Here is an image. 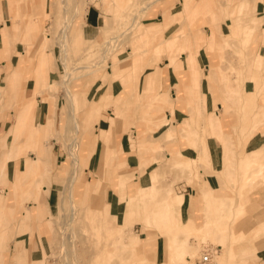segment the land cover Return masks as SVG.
I'll return each instance as SVG.
<instances>
[{
    "label": "rangeland",
    "instance_id": "374dc122",
    "mask_svg": "<svg viewBox=\"0 0 264 264\" xmlns=\"http://www.w3.org/2000/svg\"><path fill=\"white\" fill-rule=\"evenodd\" d=\"M0 1L2 2V10L6 12L5 17L8 19L6 23L10 24L8 34L11 37L10 44L7 46L11 49L0 54V65L4 63L0 66V69L2 72H7L8 68L5 64L9 63L15 72L13 83L11 85L4 84V92H0V112L4 111L6 113L5 119L0 116V131H2L0 132V156L1 152H5L6 146L9 152L10 149L15 151L17 149V145L11 143L15 136L8 138L7 144H5V141L9 133L8 126L12 122L13 110L18 111L16 104L20 91L14 90L18 80L23 75L21 90L23 91L22 97L25 96L24 98L29 96L30 92L36 91L37 88L49 90L46 92L47 94L43 93L45 96L30 93L31 99L24 100L25 106L30 102L33 103L29 123L33 121L31 120V114L37 106L38 97L42 102H46L47 114L45 112L42 119H36L37 122L42 121V128L35 124L28 125L29 128L25 132L23 140H20L22 147L16 151L14 159L9 160L14 163L7 166V170L10 169L12 175L10 176L7 173L4 183L0 182V189L3 188L0 192L1 198L3 199L9 195V205L12 206L13 203H17L16 208L7 205L2 211V217L0 214V253L6 249V241L15 237L16 241L13 239L15 250L13 249L9 256L10 263L15 261L16 256L13 253L22 242L18 239L26 235L18 236L23 216L19 211L17 212V209L20 205L29 206L37 202V188L40 191L42 190V196H46L49 188L52 187L54 195L49 207L52 215L47 217V220L43 219V221L34 219L37 221V225L44 223V234H42L44 238L42 239H44L46 251H43V247H41V258L38 260L30 258L31 261H21V264H199L200 254L211 246L217 249V253L214 258L211 257L209 264H247L249 259H254V242L264 236V225L262 226L264 217H261L262 222L253 220V217L249 215L252 207L248 205L247 196L264 185V138L256 143L258 145L253 144L256 141L254 140L249 146L250 149H246V146L252 133L257 128L263 125L261 129L264 132V106L258 103V99L264 100V65L258 70L255 66H252L260 34L252 36L253 34L248 33L246 29L251 22L252 15L255 14L256 16H263L259 20L260 26L258 29L264 28L262 22L264 20V13L262 12L264 0H192L194 6L198 8L199 15L203 14L207 18L208 25H212L209 20L211 11L218 13L220 17V24L212 25L215 28L213 46L211 45L213 53L209 58L210 66L207 73L202 72L201 80L205 79L207 91L212 100L215 101L214 106L221 104L219 115L225 129L222 137L225 140V148H223L219 137L212 131L208 117L209 111L204 114L203 120L200 118L198 121L199 131L196 134L200 138L197 140V146L195 145L194 148L188 147L195 155L190 156L191 160L187 164L179 165L177 159L179 147L185 148L187 146L185 138L188 132L182 128L185 137L184 140H181L179 136L180 129H178L180 123L186 122L187 117H185L175 126L171 124L168 128L163 127L157 133H150L145 140H157L154 141L155 147L141 153L135 166L124 167L122 164L121 168L118 169L112 166V161L107 158V154L114 150L121 152L119 142H116V136L114 135L115 130H118V125L115 124L106 129L104 142L97 140V154L94 155L97 157L91 160L90 165L89 162L79 159L85 156L82 154L79 144L76 152L78 156L77 163L71 159L67 147L71 145L75 131L73 129L66 130L65 123L71 118L68 117V110L70 106L75 108V115L80 124L75 136L78 137L77 141H79L84 130V126L81 125L83 111L89 108L96 109L95 105L100 94H107L110 97L109 100L111 99L113 94H108L111 79L104 82V78L114 68V66L111 68L112 63L114 65L119 63V67L122 68L121 79L118 81L122 85L120 91L122 100L119 103L121 107L118 104L114 111L111 110L114 112L117 124L126 120L122 122V124H125L122 127V130H124L127 120H143L147 123L164 119L162 111L167 108L165 99L168 96L160 94L163 87L162 83L159 84V80L148 79L146 91L140 93V82L136 81V74H138L142 64L148 63L146 65L148 69L151 68L150 64L155 66L151 59L153 56L158 55V59L155 61L156 65L164 63L162 61L164 56L161 57L164 53L154 52L153 54L151 48L157 46L160 41L165 42L167 37L178 36L182 45L180 50L183 52L186 47L183 35H173V33L176 29L185 28V34L191 35V31L187 29L191 27L187 26L188 20L186 18L182 23H177L176 26H169L165 29L164 27L167 25L165 14L164 21L161 22V28L158 30L148 29L160 25L161 14L149 23L142 20L148 16H155V14L149 15L154 2H157L158 5L161 4L159 9L165 4H172L170 10L175 11L181 8L182 0H13L12 4L10 0ZM231 1L239 4L235 14L234 11H232L233 13L230 12L227 4ZM257 1H260L258 8H256ZM90 4H94L101 9L103 12L102 25L104 22L105 25L101 26V32L97 39L86 40L80 34L81 21L87 10L86 7ZM9 5L13 14L7 8ZM243 12L245 14H242ZM2 13L0 22L5 23ZM28 21H32L33 30H28L30 34L27 39L26 36L24 37V33L27 32L25 24ZM226 22L238 30V35L231 36ZM205 29L208 32V27ZM221 32L223 34L219 37L218 33ZM140 35L142 36L138 37ZM224 38L226 41H224ZM247 38L251 40L247 41ZM45 41L47 42V48L43 54L39 47ZM188 42L194 44L191 39ZM223 43H227L229 46L225 44L224 47ZM206 46H208L207 41L201 49L206 50ZM198 47L196 44L193 45L192 50L197 54L195 56H198L201 50H198ZM253 51H255L254 54ZM187 52L189 53L188 50ZM41 53L43 54L42 72L44 75L46 73L47 76L45 75V79L39 82L37 77L40 73L41 62H38V60L42 56ZM190 54L192 53L190 52ZM134 58L137 59L136 64H140V68L133 67V69L136 68L133 73L132 62ZM4 59L8 60L5 61ZM32 59H34L33 63L29 65ZM47 60L48 64L46 66ZM37 62L38 64L35 66ZM192 63H189L190 68L199 65L197 59H195V63ZM34 66L36 72L34 77L36 79H33L31 86L30 81L27 82L24 79V73L27 70H32ZM252 68L253 71L248 72ZM2 72L0 74V84ZM66 72H68V76ZM155 72L159 78L160 69L156 68ZM145 73L148 72H144L143 75ZM132 74L133 83L125 84L122 82L124 77L132 76ZM65 75L67 79L63 82L62 80L66 78ZM207 76H209V79ZM115 79V76H113L112 81H115ZM225 80L235 85V89L238 90L237 95L227 96L225 85H223ZM83 84V92L75 95L74 92L81 90ZM248 84L250 88L246 89ZM3 86L0 85L1 88ZM30 87L32 91L29 92ZM128 88H133L134 91L124 97ZM240 92H242L241 97H239ZM246 93L248 95L244 99V104L240 101ZM66 94L69 95V98ZM197 95L206 96L200 90ZM85 97L90 100L87 103L88 105L83 107ZM69 99L72 100L68 101ZM129 99L132 100L130 104L128 103ZM179 100L171 98L172 106L169 109L172 110ZM155 106L156 108L158 106L160 110H152ZM121 108L122 110H120ZM55 109L56 116L54 115L53 118L52 114ZM232 109L235 117L237 116L236 121L231 120L232 114L230 112H232ZM105 112L106 109L100 111L98 118L102 117V114L106 118L113 114L111 112L107 115ZM139 114H148L149 116H138ZM152 115L156 116L152 117ZM45 116L48 124H43ZM97 122L88 129L90 130L89 133L91 132L90 136L98 132L100 126L97 125ZM166 123L169 124V121H165L163 124L167 125ZM48 127H56L53 131L54 137H56L53 144L51 142L52 136L50 137L48 130L46 131ZM30 128H36L40 131L41 147L45 145L44 139H46L50 140L54 148L53 152L50 151L53 158L49 159L50 162L47 160V163L43 166V174L41 163L36 161L39 174L36 180L39 182L36 184L31 178L32 174H30L28 177L31 184H33V188L23 198L22 189L28 186L24 184L22 188L25 179L21 180V174L14 172V170L17 163L18 165L23 163L25 167L32 163L34 167V163H30V160H36V153L34 157V153L28 145ZM129 128L130 126L126 130L127 135L128 137L131 135V138L134 139V128L132 132H129ZM168 129L176 130V139L171 136L164 137ZM188 130L189 134L192 135L190 126ZM110 137L112 138L108 143ZM93 138L96 139L95 136ZM140 139L142 137L138 138V140ZM160 144H162L161 147ZM175 145L178 147L176 153L166 157L163 150ZM214 145L221 152L219 168L215 169L210 164L211 156L214 155ZM254 145L256 147L252 148ZM102 147L103 149H101ZM91 149L90 146L88 155L94 151ZM58 150L63 157L58 158L57 163L55 153ZM152 158H155L154 162H152ZM226 162L230 166L228 167V171L231 172L229 176L225 168ZM106 166L109 168L105 169ZM134 170H138L140 174L145 173L144 175L133 174ZM72 176H75V185H81V189H83L78 196L74 193L75 186L68 180ZM212 177L216 179L214 186H211L207 181L208 178L213 179ZM147 178H149V184H152L150 188L146 186L142 188L139 194L125 196V185L128 181L131 180L132 183L140 185L143 181L147 182ZM99 179L103 184L99 187V191L95 192L94 190L95 193L90 191L87 195V187L97 184L95 180L98 181ZM108 182L109 184L105 185ZM70 183L73 186L71 190L68 188ZM155 185H158V189L154 188ZM107 186L114 191L106 193ZM180 195H184V202L187 196L192 202V206L194 205V210L198 209L197 212L193 211L195 213L194 217L190 216L194 221L188 218L190 208L189 210L184 208L185 213L183 214L182 208L184 206L178 209L176 219H174V214L170 212L168 202L171 204L170 199H175ZM105 196H108L109 202L118 199L120 205L116 203V207L110 211L105 209ZM136 198H139L144 207L142 214L144 216H141L144 220L142 222L141 220L134 221L133 223L132 211ZM156 201H163L167 205L164 207V204H162L160 209L155 210L153 209V203ZM126 204L129 205L132 218L130 224L125 227L124 232L126 234H136L143 241V237L148 235L147 225L151 226L149 232L155 233V236L149 245L142 244L139 247L133 246L129 249H120L119 245L114 246L111 243L113 242V236L116 235V225L124 219L121 210ZM162 213L166 214L168 225H164L161 220ZM44 220H46L49 229L45 226ZM38 230L32 227L28 235H36L39 239L41 235H39ZM201 244L206 245L200 248ZM156 248H158V251H156ZM25 250L26 248L23 247L21 253L25 254Z\"/></svg>",
    "mask_w": 264,
    "mask_h": 264
},
{
    "label": "crops",
    "instance_id": "0c3cea01",
    "mask_svg": "<svg viewBox=\"0 0 264 264\" xmlns=\"http://www.w3.org/2000/svg\"><path fill=\"white\" fill-rule=\"evenodd\" d=\"M11 4L13 0H10ZM260 1H257V6L256 8H258ZM174 4V3H173ZM230 9V12L234 11V14L236 13V10L238 8V3H233V1L227 3ZM154 6L152 10H150V14L149 15H153L155 14V16H148L145 19H143L142 21L145 23H149L154 21V18H158V16H160L161 14V18H160V25L157 27H151L148 30H158L161 28V22L164 21V14L167 20V25L164 27L165 29L167 27H173L176 26L177 23H182L186 18L188 20L187 22V26L191 27V28H187L189 31H191V35H187L185 34V28L183 29H176L173 33L174 34H180L183 35L184 38V44L186 45L185 49L183 52H181V42L180 39L178 38V36H170L167 37L165 42L164 41H160L157 43V46L151 48V51L156 52V53H164V55H162L161 57L164 56V58L162 59V61H164V63H161L160 65H156L155 61L156 59H158V55L157 56H153L152 59V63L155 65L153 66L152 64H150L151 68H149V70L147 71V69L144 68V70L140 73V75L136 78V81L140 82L139 83V87L140 89V93H144L147 89V82L148 79H154V80H159V84L162 83L163 87L161 89L160 94L164 95V96H168L165 99V106H167V108L163 109L162 114L165 118H167L169 120V123H171L172 125H177L178 123H180L185 117H187L186 122H182L179 124V128L178 129H185L186 132H188L187 137L185 138V141L187 144V146H185V148L183 147H179V152H178V156L177 159L179 160V165L182 164H187V162H190V156L195 155L194 152H192L191 150H189L188 147L190 148H194L195 145L197 146L198 144V139L200 138V136H198L196 133L199 131L198 130V121L200 118H202L203 120V116L205 113H208L209 111V122H211V128L214 134H216V136L222 138L223 134H224V124H222L221 120H220V115L219 113L221 112V104H216V106H214L215 101L212 100V97H210L209 92L207 91V83L205 81V79L201 80V74L203 73H207V69L210 66V60L209 58L212 56L213 51L211 50V45L213 46V37H214V26L212 25H217L220 24V17L218 15V13H214V11L210 12L209 15V20L211 22L212 25H208L207 23V18L202 14L199 15L198 13V8L196 6H194L192 0H182L181 2V8L175 11L170 10L172 4L168 5L165 4V6L163 5V7H160L161 4H157V2H154L153 4ZM9 8L10 11V5L7 7ZM86 11L85 14L83 16V19L81 21V32L80 34H82V36L87 40H91V39H97V37L100 34V28L101 26L103 27L105 25H102V18H103V12L101 11V9H99L98 7H96L94 4H90L89 6L86 7ZM8 10V9H7ZM5 11V10H4ZM2 10V2L0 1V15L2 13V18L3 21L5 23H1L0 22V54L5 52V51H9V49L11 48H7V46H9L10 41H11V37L8 34V30L10 27V24H7L6 22L8 21V19L5 17L6 16V12H4ZM11 12V11H10ZM163 12V13H162ZM262 12L264 13V6H262ZM233 13V12H232ZM11 14H13L11 12ZM242 14H245L244 12ZM264 15V14H263ZM203 16V17H201ZM258 16V15H257ZM256 14L252 15V19L250 24L247 27V31L248 33H252L254 35L260 34L259 38H258V43H257V51L254 54V60H253V64L252 66L256 67L257 70L258 68H262L264 65V28H262L261 30H259V26H260V18L263 17L262 15L257 17ZM8 17L11 18V16L8 15ZM263 25H264V20H262ZM144 23V24H145ZM227 23V22H226ZM206 27H208V32L206 31ZM227 27H229V31L231 36H234V34H237V31L234 27H232L231 25H228L227 23ZM25 29H27V32L24 33V37L28 39V35L30 34L28 32V30H33V23L32 21H28L25 24ZM201 29V30H199ZM258 29V30H257ZM146 30V31H148ZM221 34H223V32L218 33V36L221 37ZM238 35V34H237ZM142 35L138 36L141 37ZM251 36V37H252ZM236 37V36H235ZM193 41V45H198V50H200L202 48V46L204 44H206V41L208 43V46H206V50L201 49L199 51L198 56L196 52H194L193 49V45L192 43H189L188 40L190 39ZM224 41H226V39L224 38ZM186 42V43H185ZM188 42V44H187ZM212 43V44H211ZM191 47H190V45ZM227 46H229V44L225 43ZM225 44L223 43L224 47ZM251 46V45H250ZM209 47V48H208ZM29 50V49H28ZM27 50V51H28ZM186 50V51H185ZM187 50L189 51V53L187 52ZM37 51V49L35 50V52ZM34 52V53H35ZM190 52L192 54H190ZM30 53V52H29ZM169 54V55H167ZM156 55V54H155ZM35 56V55H34ZM33 56V57H34ZM31 57V55H30ZM189 59L190 62L195 63V59H197V61H199V65L198 67H189ZM5 61L8 59H4ZM118 60V59H117ZM137 59L134 58L133 62H132V69L133 67H138L137 69L140 68V64L137 65ZM4 61V62H5ZM116 63V62H114ZM192 63V64H193ZM4 64V63H2ZM1 64V65H2ZM0 65V66H1ZM5 65H7L8 71L7 72H2V70L0 69V74L2 72V77H1V84L0 85H4L6 83H8L9 85H11L13 83V79L15 76V72L13 70V67L11 64L6 63ZM136 65V66H135ZM144 65V64H142ZM112 66H114V68L112 69V71L109 73V75L104 78V82H106L108 79H113V76H115L116 81H112L111 84H109V91L108 94L112 93L113 95L111 96V99L109 100L110 97H108L109 95L107 94H100L97 103L95 105L96 109L94 108H89L84 112L83 116H82V122L81 125H83V132L80 135L79 138V145H80V150L82 152L83 157L79 158L80 160H83L85 162H90L92 159H94L97 156H94L95 154H97L96 152V148H97V142H104V137L106 134V129L112 127L114 124L117 126L118 130H115L114 135L116 136V142H119L120 148H121V152L119 153L116 152L115 150L112 151L111 153L107 154V158H109L108 160L112 161V166H115L117 169L121 168V165L123 164L124 167H131V166H135L138 163V157L141 153H144L145 151H147V149H151L154 148V141L156 142L157 140H145V138H148L149 134H153V133H157V131L162 130L163 128V123L161 122L162 120L159 121H150L147 122L143 121V120H127V124H126V128H124V130H122V127L125 124H122V122H125L126 120L119 122L117 124L116 121V117L114 115V109L117 107V105L120 103L121 99V89H122V85L119 84L118 81H120L121 79V75H122V68L119 67V63H117L116 65H114L112 63ZM158 66V67H157ZM156 68L160 69V75L159 78L157 77V74L155 72ZM136 69V68H134ZM134 69H133V73H134ZM205 70V71H204ZM252 69H249L248 72H252ZM144 72H148L145 73L143 75ZM155 72V73H154ZM116 73V74H115ZM159 74V73H158ZM143 75V76H142ZM123 83L125 84H131L133 83V74L132 76H127L124 77L122 79ZM191 82V83H190ZM85 84V83H84ZM84 84L82 85L81 90L74 92L75 95L80 94L83 92V88H84ZM215 84V83H214ZM223 85H225V91L227 93V96L230 95L231 97L237 95L238 90H236L235 85H233L230 81L225 80L223 81ZM216 87V86H215ZM246 88V85H245ZM250 88V85H247L248 89ZM5 87L3 86L2 88L0 87V92H4ZM27 89V88H26ZM203 91L206 96L204 95H197L198 91ZM134 91L133 88H128V91L124 94L125 96L130 95L132 92ZM22 90L20 88V93L18 96V102L22 101V99H24V97H22ZM28 92V91H27ZM200 94V93H199ZM242 92H240V96L241 97ZM246 95H248V93L244 94L242 97V103L245 102V97ZM171 98L173 100L180 99L172 108V110H170L169 108L172 106L170 101ZM28 99H31L28 98ZM132 101V100H131ZM130 99H129V104H130ZM110 102V103H109ZM46 102H42L39 97L37 98V119H42L44 113L47 110V105H45ZM258 103L262 106H264V100L258 99ZM32 104V102H30V104L25 106V102L22 101V103L17 105V109L22 110V109H28V107H30V105ZM245 104V103H244ZM120 106V104H119ZM118 106V107H119ZM121 107V106H120ZM164 108V107H161ZM106 109V114L108 115L109 113H113L111 116H106L102 114V117L98 118L100 111ZM151 109V108H150ZM245 109V108H244ZM35 110L34 112H32L31 114V120L34 119V114H35ZM112 110V111H111ZM122 110V108L120 109ZM152 110H160V108L157 106H155V108H153ZM218 110V112H217ZM246 111V110H245ZM234 110L232 109V112H230L232 114L231 120L232 121H236L237 120V116L235 117V114H233ZM96 113V115H95ZM47 114V112H46ZM15 115V110H13V113L11 115V124L8 126L9 127V133L7 135V139L5 141V144H7V140L8 138H10L11 136H16L15 133L17 134L18 130H19V124L17 121H15L14 118ZM53 118L54 115L56 116V109L55 112L52 114ZM114 115V117H113ZM0 116L3 117L4 119L6 118V113L4 111L0 112ZM138 116H149L148 114H139ZM156 115H152V117H155ZM99 119V120H98ZM98 121V122H97ZM43 124H48L47 123V119L46 116L43 119ZM97 122V125L100 126L99 130L97 133L93 134V136H90L91 132L89 133L90 129L94 123ZM168 125V123H166ZM129 128V132L133 130L134 128V139L131 138V135L128 137L127 135V129ZM190 126V129L192 131V135L189 134V130L188 127ZM166 127V126H165ZM263 127V125L259 128H257L254 133H252L251 139L249 141V143L246 146V149H250L249 146H251V143L256 140L253 144L258 143V141L261 138H264V132L261 129ZM18 128V129H17ZM56 128V127H55ZM55 128H46V131L49 133V136L51 138V142L52 144L55 142V138L54 137V129ZM136 128V131H135ZM122 130L120 132V130ZM176 130L175 129H168V131L165 133L164 137H169L171 136L173 139H176ZM96 137L93 138V137ZM113 137V136H112ZM110 137L108 139V143L110 141V139L112 138ZM138 137H142V139L138 140ZM15 138V137H14ZM211 138V136H210ZM213 138V137H212ZM98 140V141H97ZM28 145L31 147L32 153L34 152V157H35V152L36 156L42 153V148L44 147V145L40 144V131L38 129H32L30 131V135H29V139H28ZM162 144H160L161 147ZM258 145V144H256ZM256 145L252 146L256 147ZM91 146V150H94L92 152L89 153V147ZM113 147V146H112ZM135 147V149H134ZM41 148V149H40ZM53 148L54 145L52 146V152H53ZM169 148V147H168ZM164 149L163 152H165L164 154L166 155V157L168 155H172L174 153H176V151L178 150V147L175 146H171L169 148ZM40 149V150H39ZM103 149V147L101 148ZM116 152V153H115ZM101 153V152H99ZM98 153V154H99ZM213 154L211 156V167L213 169L215 168H219V164H220V155L221 152L219 151L218 147H216L214 145L213 147ZM55 158H56V162L58 163V158H62L63 155L62 153L58 150L55 153ZM53 158V154L51 153L50 158L48 159H43V166L45 163H47V160H51ZM49 160V162H50ZM61 161H65V160H61ZM60 161V162H61ZM114 161V163H113ZM10 163H14L13 161H9L8 164ZM228 163L226 162L225 164V168L227 171L228 176L231 174L230 171H228ZM109 168L108 166H106L105 169ZM112 168V167H111ZM10 170V169H9ZM38 170V168H37ZM105 172V171H104ZM137 174V175H144V173L140 174L138 170H134L133 174ZM231 177V176H230ZM32 178V177H31ZM213 179H207V181L209 182V184L211 186H214L216 184V179L214 177H212ZM25 182L22 184V188L23 185L25 184V186H28L23 190V198H25L26 195L29 194V192L32 190L33 188V184H31V182L29 181V177L25 178L24 180ZM95 182L97 184H94L90 187H87L86 189V193L88 195V193L90 191L94 192H98L99 191V187H101L103 184L101 182V180L99 179L98 181L95 180ZM108 183H105V185H108ZM151 184V183H150ZM149 184V178H147V182L143 181L140 185L137 183H132L131 180L128 181L125 185V196H134L136 194H139L142 190V188L149 186V188L152 186V184ZM44 186V185H43ZM96 186V187H95ZM81 189V185H75L74 187V193L76 196H78L79 194L82 193ZM42 191V190H41ZM41 191L38 190L37 188V202L34 204L32 203L31 205L27 206V205H20L19 207V213L22 214V225L20 226V234L18 236H22L24 234H26L23 238H19L18 240H21L22 242L17 246L16 251H14V255L16 256L14 258V260L10 263V254L12 253L13 249L15 250V246L13 247V239L16 241V238L13 237V239H8L5 243V247L6 249L2 250L0 253V264H21V261H31L32 260H38L39 258H41V247H43V251H46V247L44 245V238L42 234H44V223H40V225H37V221L34 219H38L39 221H43V219H46L47 217H50L52 215V213L49 210L50 207V203H51V199L52 196L54 195L53 192V188L50 187L48 190V194L46 196H42ZM106 193L109 192H113L114 190L111 189L109 186H107V188L105 189ZM13 192V191H12ZM94 192V193H95ZM182 196V198H181ZM106 199L104 200V207L105 209H108L109 211L116 207V203H119L117 200L118 199H114V202H109L108 200V196H105ZM248 205H250L252 207L249 215L253 217V220H255L256 222H262L261 221V217H264V185H262V187H259V189L254 190L252 193H250L248 196ZM44 198V199H42ZM7 205H9L10 202V197L9 195L7 196ZM171 200V204H169V208H170V212H172V214H174V219H176V211L180 208H182V214L185 213V210H189L190 208V214L188 215V218L191 219L190 216L194 217V212H197V210H194V205L192 206V202L189 200V198L186 196L185 197V202H184V195H180L179 197L175 198V199H170ZM165 203V202H164ZM163 201H156L154 202V207L152 204L153 209L157 210L160 209L162 204H164ZM118 205V204H117ZM167 204H164V207ZM13 208L17 207V203H13L12 206ZM185 208V210H184ZM194 211V212H193ZM118 212V211H116ZM122 214L124 215V219L122 222H120V225H126V224H130L129 222L131 221L132 215H133V223L134 221H140L141 222L144 220L141 216L143 212H144V207L142 206V203L140 202L139 198H136L133 204V211H132V215L131 212H129V205L126 204L123 209L121 210ZM162 218L161 220L163 221L164 225H168L167 224V217L166 214L162 213ZM185 217V216H182ZM47 220V219H46ZM45 221V226L49 229L48 224ZM192 221H194L193 219H191ZM139 223V222H138ZM262 226L264 225V221L262 222ZM35 227L37 229H39V239L36 235H28V232H30L31 228ZM147 237H143V241H140V245H149L154 236L155 233L149 232L150 227L147 225ZM16 236V235H15ZM177 240L179 239L178 237L176 238ZM7 244V246H6ZM179 244V243H178ZM178 244H176L178 246ZM180 245V244H179ZM34 246V247H33ZM254 246H255V258L254 259H249L247 261V264H264V236L261 237L259 240H256L254 242ZM20 247V248H19ZM25 247V254H22V248ZM156 251H158V248H156ZM2 255V256H1ZM184 255V254H183ZM31 258V259H30ZM27 264V263H26Z\"/></svg>",
    "mask_w": 264,
    "mask_h": 264
},
{
    "label": "bare ground",
    "instance_id": "6f19581e",
    "mask_svg": "<svg viewBox=\"0 0 264 264\" xmlns=\"http://www.w3.org/2000/svg\"><path fill=\"white\" fill-rule=\"evenodd\" d=\"M250 38H247L246 40L248 41ZM45 40H46V37H45ZM251 40V39H250ZM47 41V40H46ZM43 42L41 45H40V47H39V50H42V53L44 52V51H46V43L47 42ZM257 42V41H256ZM41 53V54H42ZM255 53V51H253V54ZM44 54V53H43ZM43 54H42V56L41 57H39V60H38V62L40 61L41 62V67H40V70H39V74H38V77H37V79H38V81L40 82H42L43 81V79H45V75L47 76V74L45 73V75L43 74V72H42V63H43ZM48 57V56H47ZM33 60L34 59H32V61L30 62V64L29 65H31L32 63H33ZM38 62L37 63H35V66H36V64H38ZM47 64H48V60H47V63H46V66H47ZM148 63H146V64H144V65H142L141 66V68H140V70H139V72H138V74H136V78L140 75V73L144 70V68L145 69H147V71L149 70L148 69V67L146 66ZM35 66H34V68L32 69V70H27V71H25V73H24V79H26V81L28 82V81H30V83H31V86H32V83H33V79H36V77H34L35 75H36V72H35ZM46 72V71H45ZM215 72H216V70H215ZM214 72V73H215ZM66 74H67V76H68V72H66ZM216 74V73H215ZM66 76V75H65ZM67 76H66V78L64 79V80H62L63 82L64 81H66V79H67ZM22 77H23V75H22ZM22 77L18 80V84H17V86H16V88L14 89V90H16V91H20V88H21V83L23 82V80H22ZM207 78L209 79V76H207ZM35 81V80H34ZM115 81H116V79H115ZM112 82V81H111ZM20 84V85H19ZM28 84V83H27ZM37 84V83H36ZM39 85V84H38ZM30 91H32V88L30 87V89H29V92ZM49 90H44V89H42V88H40V89H38L37 88V90L36 91H32V92H30V93H34V94H38V96L41 94L42 96H45L44 94H47L46 92H48ZM30 93H29V96H27L26 98H24V99H22V101H24V100H26V99H28L29 97H31V95H30ZM44 93V94H43ZM68 94H69V92H68ZM67 95V94H66ZM70 95V94H69ZM69 95H67V98H69L68 96ZM41 96V97H42ZM70 98H71V96H70ZM70 100H72V99H69L68 101H70ZM89 100L90 99H88L87 97H85L84 99H83V107L85 106L86 107V105H88L87 103L89 102ZM22 101H19V102H17V104H16V106L18 105V104H20V103H22ZM71 103V102H70ZM170 103H171V101H170ZM32 105H33V103L30 105V107H28V109H22V110H19V111H17V112H15V115H14V118H15V121H17L18 122V124H19V130H18V132H17V134H16V136H15V138L13 139V141L11 142L12 144L14 143L15 145H17V149H16V151L17 150H19L21 147H22V145H20V140L22 139L23 140V136H24V134H25V132L28 130V128H29V126L28 125H33V124H35L36 126H39L40 128H42L43 126H42V121H39V122H37V106L35 107L36 108V110H35V114H34V119H33V121L31 122V123H29V118H30V112H31V107H32ZM70 105V104H69ZM12 107V106H11ZM72 106H70V109L68 110V117H71L70 119H68L67 121H66V123H65V126H66V130H69V129H73L74 131H75V135H77L76 133L78 132V130H79V127H80V124H79V121H78V119L76 118V115H75V113H76V111H75V108L74 107H72ZM13 108V107H12ZM81 116H83V114L81 115ZM170 120V119H169ZM168 119H166V118H164L161 122H168L169 121ZM171 125V123H169L168 125H164L163 124V127H165L166 126V128H168L169 126ZM9 128V127H8ZM31 129L32 128H30V131H31ZM0 132H2V131H0ZM30 135V134H29ZM72 136V142L70 143L71 145L69 146V147H67V150L69 149V151H67L68 152V154L71 156V159L74 161V162H76L77 163V161H78V159H77V154H76V152H77V149H78V144H79V142L77 141V139H78V137L77 136ZM26 136V135H25ZM179 136H180V139L181 140H184V137H185V133L183 132V129L181 128L180 130H179ZM25 138V137H24ZM139 138V137H138ZM137 138V139H138ZM219 140H221V144H222V146H223V148H225L224 146H225V140L223 139V138H220L219 137ZM44 147L42 148V153L39 155H37L36 156V160H30V163L31 162H33L34 163V167L32 166V163L29 165V166H27V167H25L24 165H23V163L22 164H20V165H18V163L15 165L16 166V168H15V170H14V172H18V173H20L21 175H20V177H21V180L22 179H25V178H27L28 176H30V174H32V180L34 181V182H36V184H38V180H36V179H38L37 177L39 176V174H38V170H37V163H36V161H38L39 163H41V168H42V174H43V162H42V160L43 159H48L49 158V155H50V151H51V148H52V144L50 143V140H46V139H44ZM11 147H12V145H11ZM15 149V148H14ZM5 152H1V156H0V182H2V183H4V181L6 180V174L8 173V175H12V172L10 171V170H7L8 168H7V166H8V162H9V160H13L14 159V157L16 156V151L15 150H11L10 149V152L9 151H7V146H6V149L4 150ZM34 153V152H33ZM35 153H37V152H35ZM74 154H76V155H74ZM72 160H71V162H72ZM152 160V162H154L155 161V158H152L151 159ZM169 164V163H168ZM75 166V165H74ZM76 166H77V164H76ZM166 166V165H165ZM77 169V168H76ZM74 171H75V169H73ZM133 170V169H132ZM73 173V172H72ZM46 176V175H45ZM43 177V176H42ZM74 177L75 176H72L70 179H68L74 186H75V180H74ZM11 180V178L9 177V181ZM11 182V181H10ZM9 182V183H10ZM69 184V186H68V188L71 190V188L73 187L72 186V184ZM154 188L155 189H158V185H155L154 186ZM3 190V188H1L0 189V192ZM7 193H8V191H7ZM8 196V195H7ZM7 196L5 197V198H1V196H0V214H1V217L3 216L2 215V211H3V209H4V207H6L7 206ZM148 199H151V198H148ZM20 207V206H19ZM19 207H18V209H17V212L19 211ZM71 209H73V208H71ZM75 209V208H74ZM18 219V218H17ZM16 219V220H17ZM72 219V218H71ZM1 224V223H0ZM127 226V224L126 225H120V224H118V225H116V228H115V236H113V242H111L114 246L115 245H119L120 246V249H122V248H125V249H129V248H131V247H133V246H140V241H141V238L139 237V236H137L136 234L135 235H133V234H126V232H124V230H125V227ZM70 227V226H69ZM5 232V231H4ZM115 238V239H114ZM111 239V238H110ZM106 240H107V238H106ZM108 241V240H107ZM106 243H108V242H106ZM204 245H206V244H201V246H200V248H202V247H205ZM116 247H118V246H116ZM100 249V248H99ZM206 250L209 252V254H210V259H211V257H215V255H216V253H217V249L215 248V247H213V246H211L210 248H206ZM205 250V251H206ZM200 254V253H199ZM200 256H201V254H200ZM199 256V257H200ZM16 262V261H15Z\"/></svg>",
    "mask_w": 264,
    "mask_h": 264
},
{
    "label": "built area",
    "instance_id": "2783aa9c",
    "mask_svg": "<svg viewBox=\"0 0 264 264\" xmlns=\"http://www.w3.org/2000/svg\"><path fill=\"white\" fill-rule=\"evenodd\" d=\"M199 264H209L210 263V254L209 252L206 250L204 251V253L201 254V256L198 259Z\"/></svg>",
    "mask_w": 264,
    "mask_h": 264
}]
</instances>
